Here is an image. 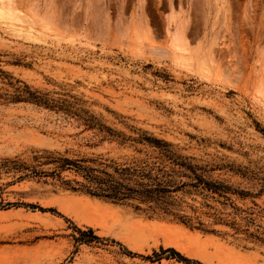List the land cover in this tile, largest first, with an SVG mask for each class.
I'll return each mask as SVG.
<instances>
[{"label":"rangeland","instance_id":"1","mask_svg":"<svg viewBox=\"0 0 264 264\" xmlns=\"http://www.w3.org/2000/svg\"><path fill=\"white\" fill-rule=\"evenodd\" d=\"M0 70V264H209L166 237L211 264H264V0H0ZM24 84L119 135L11 100ZM142 131L252 195L185 186L166 213L86 194L57 161L151 164ZM88 228L102 240L76 241Z\"/></svg>","mask_w":264,"mask_h":264},{"label":"trees","instance_id":"2","mask_svg":"<svg viewBox=\"0 0 264 264\" xmlns=\"http://www.w3.org/2000/svg\"><path fill=\"white\" fill-rule=\"evenodd\" d=\"M0 73L4 74L2 70H0ZM16 91L17 93L11 97V100L13 101H29L46 107L56 106L59 109L66 110L67 112L81 117L84 124L90 128L97 127L111 135H119L117 131L101 123L88 111H82L83 116L64 105L58 106L45 95L30 90L25 84L23 88L18 86ZM259 130L264 131L263 129ZM136 140L139 142H146L149 146L153 147V149L157 151V154L155 155L157 160L144 166L123 165L118 167L116 165H109L113 168L112 171H108L105 168L99 169L82 166L79 162L66 158H58L57 161L62 162L60 168H72L75 172L82 175L87 181V184L80 183L81 188L79 189L86 194L114 203L138 200L140 203L151 204L149 206L153 209L158 208L166 213L171 212V207L175 203L173 193L182 190L185 186L201 188L212 193H217L220 196H225L227 193H237L240 196L252 195L246 190L231 188V186L223 184L222 182L205 177L202 173L205 169L202 166L193 163L191 157L177 151L171 142L157 138L146 131H142ZM11 162L14 163V161ZM30 173L33 175H48V173L44 171H37L35 169H32ZM240 173L241 175H245L244 171ZM178 176H184L190 180H178L176 179ZM261 180V185L263 187L264 177H262ZM262 187L259 189V192L264 190ZM72 188L76 189L74 187ZM10 204V202H0V207ZM30 206L35 207L32 204H30ZM39 209L43 208L39 207ZM48 210L53 211L51 208H48ZM178 217L182 218V216ZM78 232L80 236L75 237L76 241L89 243L102 240V238L94 235L90 228L86 231L78 229ZM166 252H169V255L176 257L178 260H188L173 248L161 249L160 253L154 252V255L159 256ZM128 253L130 252L128 251Z\"/></svg>","mask_w":264,"mask_h":264},{"label":"bare ground","instance_id":"3","mask_svg":"<svg viewBox=\"0 0 264 264\" xmlns=\"http://www.w3.org/2000/svg\"><path fill=\"white\" fill-rule=\"evenodd\" d=\"M47 9V8H46ZM49 9V8H48ZM47 9V10H48ZM46 11V10H45ZM48 13V12H47ZM50 13V12H49ZM49 13L47 15H49ZM44 16V15H42ZM51 15L47 16V17H50ZM53 16V15H52ZM51 16V17H52ZM49 19V18H48ZM51 19V18H50ZM119 33V32H118ZM125 33V32H124ZM125 35V34H124ZM125 37V36H124ZM126 38V37H125ZM156 51V50H155ZM182 54V53H181ZM188 56V55H187ZM190 57V56H189ZM190 59V58H189ZM187 61V60H186ZM191 63V62H190ZM64 207V206H63ZM68 209V208H67ZM67 209H66V212H67ZM94 209V208H93ZM65 210V209H64ZM63 210V211H64ZM69 211V210H68ZM65 212V211H64ZM9 211L8 210H0V215L3 216L4 214H7L8 215ZM70 212H67V215L69 214ZM72 218H74L78 223H87L88 225L90 226H96L98 225L95 220L93 221L91 218H88L87 216H81V213L80 214H76V212L72 215ZM139 222V221H138ZM155 223V222H154ZM160 225V224H159ZM173 225V224H172ZM161 228V227H160ZM173 229H176V228H173ZM182 229V232L183 233H186L188 232V230H185L183 228ZM185 230V231H184ZM180 233V231H179ZM177 233V234H179ZM195 237L197 236V233H195ZM186 236V235H185ZM189 236V235H188ZM187 237V236H186ZM191 237V236H190ZM189 237V238H190ZM199 237V236H198ZM192 238V237H191ZM181 239V238H180ZM188 239V238H187ZM183 241V240H182ZM181 240L179 241L178 240H173V239H170V238H164L162 243L164 245H170V246H173L175 247V249H177L178 251H180L181 253H183L184 255L186 256H190V257H196V258H200V259H203L205 260L207 263L211 264V262L209 261L208 258H206L204 255L200 254V253H197L194 251V249H192L189 245L185 244L184 242H182ZM200 252V251H199Z\"/></svg>","mask_w":264,"mask_h":264}]
</instances>
